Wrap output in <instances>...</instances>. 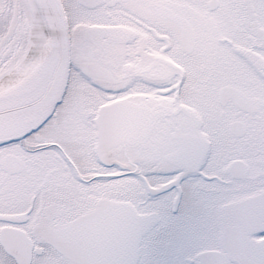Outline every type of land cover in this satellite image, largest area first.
I'll return each instance as SVG.
<instances>
[{"label":"snow or ice","instance_id":"6c2138e0","mask_svg":"<svg viewBox=\"0 0 264 264\" xmlns=\"http://www.w3.org/2000/svg\"><path fill=\"white\" fill-rule=\"evenodd\" d=\"M0 264H264V0H0Z\"/></svg>","mask_w":264,"mask_h":264}]
</instances>
